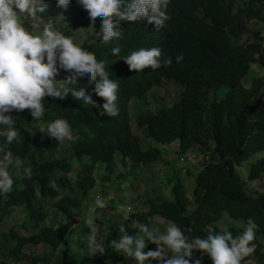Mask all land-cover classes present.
<instances>
[{
	"label": "trees",
	"instance_id": "obj_1",
	"mask_svg": "<svg viewBox=\"0 0 264 264\" xmlns=\"http://www.w3.org/2000/svg\"><path fill=\"white\" fill-rule=\"evenodd\" d=\"M50 3L52 7L43 19L63 15L73 25L94 31L87 11L76 0H72L67 11L56 8L55 0ZM168 12L171 19L160 31L147 20L122 22L121 40L104 45L93 36L80 45L94 52L98 60H105L110 78L119 83V116H100L97 109L70 96L65 100L46 98V114L40 122L33 121L29 110L11 113L19 128L11 150L22 162L21 176L15 180L11 193L0 196V230L15 210L25 209L27 219L4 235V240L12 244L9 256L15 264H72L71 257L59 250L68 244L78 210L86 207L97 188L99 165L105 166L102 181L106 184L117 172L119 157L124 165L129 161L134 170L162 160V147L144 145L149 138L161 145L178 142L182 153L199 151L207 159L195 176L192 193L178 175L173 182L174 198L158 195L136 202L125 222L128 234L136 235V221L148 223V217L152 218V227L157 218H162L192 228L186 235L193 238L225 231L220 222L226 215L245 224L251 217L259 225L255 241L259 248L248 259L264 260V191L251 194L248 190L251 182H264V28L251 26L264 22V0H172ZM100 19L95 25L97 32ZM114 46L121 47L119 56L111 54ZM151 47L162 48L163 57L172 59L171 66L137 73L120 60L140 48ZM180 55L183 59L177 62ZM254 64L263 68V74L245 84ZM65 75L61 72L59 78ZM166 80L183 85L179 99L156 112H140L135 123L138 128H147V133L137 134L130 114L132 100L148 97ZM80 83L87 85V79ZM93 88L88 86V91ZM224 88L228 90L219 98ZM93 99L99 104L105 102L95 95ZM57 118L66 119L73 129L72 152L68 156L58 155L61 141L39 132L41 123L47 125ZM72 157L80 164L76 173ZM247 162L249 172L244 178L238 167ZM27 167L33 169L30 180L24 175ZM51 183L56 187H50ZM40 196L51 201L37 207ZM146 207L150 209L147 214ZM53 209L64 220L48 225L46 221ZM121 222L107 223L105 229L99 230L106 246L112 239H119ZM19 228L26 233H19ZM146 243L145 252L156 249L154 244ZM41 246L50 250H27ZM4 250L0 238V264H9L3 258ZM115 257H119L118 253L109 248L97 264H107ZM197 259L201 264H213L201 251H194L193 264ZM79 264H90L89 257Z\"/></svg>",
	"mask_w": 264,
	"mask_h": 264
},
{
	"label": "clouds",
	"instance_id": "obj_2",
	"mask_svg": "<svg viewBox=\"0 0 264 264\" xmlns=\"http://www.w3.org/2000/svg\"><path fill=\"white\" fill-rule=\"evenodd\" d=\"M88 13L91 28L100 44L107 45L121 40L124 36L122 22L141 23L147 20L160 31L171 19L168 9L172 0H76ZM72 0H55V7L67 11ZM50 0H0V196L13 191L15 179L10 167L21 166L12 146L19 136L17 121L12 112L29 110L34 122L43 120L47 109V99L65 100L69 96L98 110L100 116L117 117L120 85L109 76L108 64L98 60L94 52L81 47L74 39L56 30L49 22L34 33L32 27L24 22L42 18L48 13ZM63 16V15H62ZM97 18L100 30L95 31ZM120 46L111 48L113 56H119ZM160 47L140 48L123 57L130 71L137 73L150 68L152 71L162 66H171L172 59H165ZM183 56H177L179 62ZM119 61V60H118ZM61 72L66 73L59 78ZM87 79V85L81 80ZM88 86H94L92 92ZM93 95L103 98V104L97 103ZM39 132L56 141L71 140L73 129L64 118H57L45 125L40 124ZM24 175L32 179L33 169L24 168ZM50 187L55 188V183ZM108 207V198L97 196L85 213V222L90 231L87 236V250L91 256L105 255L109 248L123 253L135 264H193L194 251L207 254L213 264H252L259 245L256 234L259 225L249 217L242 233L233 238L229 230L208 232L206 236L195 238L186 235L193 229L169 221L163 230L152 227V218L148 223L136 221L137 234L129 235L125 223L132 209L125 204L119 205L122 222L118 225L119 239L105 244L97 224V210ZM144 212H150L145 208ZM156 246L155 250L145 252L147 243ZM110 264V262H109ZM194 264H201L195 260Z\"/></svg>",
	"mask_w": 264,
	"mask_h": 264
},
{
	"label": "rangeland",
	"instance_id": "obj_3",
	"mask_svg": "<svg viewBox=\"0 0 264 264\" xmlns=\"http://www.w3.org/2000/svg\"><path fill=\"white\" fill-rule=\"evenodd\" d=\"M26 27L31 26L34 33L38 34L46 23H53L56 30L63 32L65 35L71 36L76 43L81 45L87 40H91L95 36L94 31L82 27H77L72 24L65 16L52 18L45 20L43 18H37L33 21L24 22ZM251 26L256 29H263L264 22H255ZM63 74H66L63 72ZM263 74V68L257 64L252 66L250 74L244 79L245 84H250L252 80ZM183 89V85L174 80H166L162 86L155 87L146 98H134L131 102L130 114L133 120V128L137 134L145 136L147 128H138L135 123V118L140 112L154 111L159 108L170 107L176 100L179 99L180 93ZM227 88H224L218 95L220 98L227 92ZM149 144L159 146L163 148V159L154 162L141 169H132L128 165H124L119 157V165L115 176L111 182L104 184L102 181V175L105 173V166L99 165L97 173L98 184L97 188L93 191L92 196L86 202V207L82 210H78L77 224L69 236L68 244L61 248L59 252L68 254L72 259V264H79L82 259L89 257L90 264H97L100 259V254L91 256L87 250V236L89 234V227L85 222V213L89 205L94 201L97 196L108 198V207L106 209L97 210V216L99 217L98 224L96 225L98 230L105 229L107 223L121 220V214L119 212V205L125 204L132 209H135V203L143 201L149 198L156 197L158 195H167L174 198L172 194L173 182L178 178V175L187 184L190 193H192L195 186V176L201 170L202 164L207 159L206 156L199 151H190L188 153H182L178 142L172 144L161 145L156 143L153 139H145L144 145ZM72 152L70 140L61 141V145L58 149L59 156H68ZM264 155V154H263ZM262 156V155H260ZM185 161H182L181 158ZM73 159V157H72ZM74 173H76L80 167L77 159H73ZM239 172L244 178L248 177L249 162L238 167ZM189 171L192 174H189ZM10 172L16 180L21 176L20 166H11ZM249 193L255 194L257 191H264V182H251L249 186ZM51 200L42 196L36 202V206L40 207ZM131 214V213H130ZM26 211L23 208L15 210L4 222L1 224L0 238L3 240L5 250L3 252V258L9 262V264H15L9 256V250L12 244H8L4 240V235L9 233L13 226H19L26 220ZM130 219V217H129ZM64 218L57 211L53 209L49 219L46 221L48 225H57ZM168 221L162 218H157L155 221V227L163 230ZM136 224V223H135ZM220 226L225 230H229L235 238L238 234L242 233L246 224L241 219H234L226 215L220 222ZM19 233H26L21 228L18 229ZM264 240V237L261 238ZM27 250H35L38 252L49 251V247H29ZM119 257L111 258L107 264H128L131 260L121 253L117 252ZM25 264V263H21ZM252 264H264L263 259H256Z\"/></svg>",
	"mask_w": 264,
	"mask_h": 264
},
{
	"label": "built area",
	"instance_id": "obj_4",
	"mask_svg": "<svg viewBox=\"0 0 264 264\" xmlns=\"http://www.w3.org/2000/svg\"><path fill=\"white\" fill-rule=\"evenodd\" d=\"M181 160H182V161H185L183 157L181 158Z\"/></svg>",
	"mask_w": 264,
	"mask_h": 264
}]
</instances>
